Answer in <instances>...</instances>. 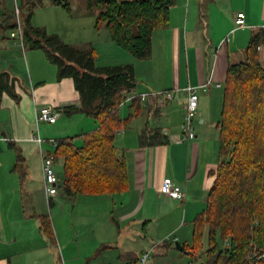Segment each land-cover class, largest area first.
<instances>
[{"label": "crops", "instance_id": "1", "mask_svg": "<svg viewBox=\"0 0 264 264\" xmlns=\"http://www.w3.org/2000/svg\"><path fill=\"white\" fill-rule=\"evenodd\" d=\"M43 1L36 11L59 12L53 8L61 6ZM231 2L176 0L168 27L152 35L147 60L120 48L104 25L97 28L96 11L78 12L71 3L70 19L60 13L61 30L34 19L35 11L32 24L59 34L65 43L92 47L97 61L106 56L109 66L134 67L136 91L125 97L120 115L128 121L115 139L128 183L113 194L68 196L61 189L48 200L42 155H54L58 141H79L98 124L82 111L73 78L59 79L58 67L42 50L21 45L12 32L0 33V73L14 81L0 103V264H141L149 255L147 264L169 254L177 242L191 245L220 164L218 123L229 66L245 60L252 37L264 29V0ZM7 9L0 0V16ZM239 12L246 17L244 28L235 24ZM187 86L198 87L200 97L196 138L189 142L182 132L187 97L180 90ZM166 91L173 93L171 100L156 94ZM142 96L139 110L131 108V101ZM46 106L63 113L56 123L39 120ZM165 181L186 190L187 201L164 196ZM44 217L51 221L54 243L42 233Z\"/></svg>", "mask_w": 264, "mask_h": 264}, {"label": "trees", "instance_id": "2", "mask_svg": "<svg viewBox=\"0 0 264 264\" xmlns=\"http://www.w3.org/2000/svg\"><path fill=\"white\" fill-rule=\"evenodd\" d=\"M71 12L70 0H48ZM97 12L96 27L104 25L112 40L136 59L152 57V35L168 27L170 10L176 0H85ZM43 0H23L20 18L6 12L0 16V33L22 26L24 45L42 50L58 67V77L73 78L81 95L82 111L92 116L98 129L82 137L83 145L68 138L57 142L56 160H63L60 188L68 196L120 193L126 190L128 173L124 157L115 146L117 134L128 120L121 115L126 95L136 91L132 65L97 67L92 47L66 44L58 35L32 24L35 10ZM20 19V20H18ZM264 29L255 34L245 60L228 69L220 131V164L208 193L207 208L194 223L192 245L184 254L197 259L207 232L209 247L202 253L203 264H264ZM13 79L0 73V103L11 93ZM139 110L141 98L132 101ZM132 118V115L130 116ZM144 137L141 138L144 143ZM155 144V141L152 143ZM18 165L20 157L18 156ZM16 165V169L18 168ZM41 230L54 243L48 217ZM221 236L226 245L218 242ZM182 245V244H181ZM255 253L256 257L251 258Z\"/></svg>", "mask_w": 264, "mask_h": 264}, {"label": "built area", "instance_id": "3", "mask_svg": "<svg viewBox=\"0 0 264 264\" xmlns=\"http://www.w3.org/2000/svg\"><path fill=\"white\" fill-rule=\"evenodd\" d=\"M17 17H20V10L16 9ZM245 14L243 12L237 13L235 16V24L238 28L246 27ZM11 37L17 39L21 45H24V37L21 23L19 22L18 29L11 33ZM187 97V104L185 107L184 122L182 124V132L184 135V141H192L196 138L195 132V122L198 117L199 111V88L194 86H187L186 88L180 89ZM157 95H165L167 100L173 98V93L170 91L156 93ZM145 100V96L141 97ZM130 100V98H129ZM63 113L61 111L53 112L50 107H43L39 113V120L45 123L54 124L61 118ZM36 142L41 145L44 141L42 138L37 137ZM57 144V143H56ZM55 144V145H56ZM56 162L55 155L43 154L42 155V170L45 181V192L48 200H51L58 196L60 188V180L56 174L54 165ZM162 194L168 198L175 199L181 202L187 201L188 194L187 191L182 189L180 186L176 185L171 181H165L162 185ZM2 241V235L0 232V243ZM256 257L255 253L251 258ZM149 255H145L141 259V264H145Z\"/></svg>", "mask_w": 264, "mask_h": 264}, {"label": "rangeland", "instance_id": "4", "mask_svg": "<svg viewBox=\"0 0 264 264\" xmlns=\"http://www.w3.org/2000/svg\"><path fill=\"white\" fill-rule=\"evenodd\" d=\"M5 1H6V6L9 7V9H7V10L10 13H14L16 11V8H21L22 0H19L18 5L15 2H11L10 0H5ZM239 2H241V0H239ZM71 3H72V9L73 10L78 9L77 10L78 12L88 9L85 0H73V1H71ZM231 3H232V5H236L238 3V0H232ZM240 4L241 3H238V6ZM53 9H60V10H58L59 12H57L56 15L55 14L53 15V13H52V11H56V10H49L47 8H45L43 10V12H41V10H39V11H36L35 10L36 11V13H35L36 15H35L34 19L36 18L38 21L40 20L42 22H46V23L50 24V28L52 30H55V29H53V27L54 28L56 27V28H58V30H61L60 23H59L60 16H61L60 13H63V15H65V17L63 16L64 19H67V17L70 19L71 15L67 11H65L62 7L53 8ZM55 16H56V21H55ZM18 18H20V17H18ZM18 20H20V19H18ZM35 24H36V21L33 22V25L35 27H37V28H45L46 30H48L44 26L38 27ZM47 32L49 34H55V35L60 36L59 34H56V33H50L49 31H47ZM65 42H67V41H65ZM261 60L262 61L264 60V50L261 52ZM109 64H112V63H111V61H108V58L106 56H103L101 58V60L97 61V63H96L97 67H106V66H109ZM76 140H79V141H75V144L77 146H82L83 145V139H82V137H79ZM55 171H56V174L59 175L60 178H63L64 177V165H63V162L61 160H59L56 163V165H55ZM218 242L222 246L226 245V242L223 241V239L221 238V236L218 237ZM190 244L192 245V241H191ZM201 244L203 246V250L201 252H198L197 253V255H196L197 259H194L191 256H189L187 254H184V253L178 251L177 248H173V251H171L169 254H166L165 253L163 255V257H161L159 259H158V257H156L155 258L156 259L155 262L152 261V259H151L147 264H203V262L205 261V259L204 258H200V256L209 247L207 232L204 233L203 238L201 240Z\"/></svg>", "mask_w": 264, "mask_h": 264}, {"label": "water", "instance_id": "5", "mask_svg": "<svg viewBox=\"0 0 264 264\" xmlns=\"http://www.w3.org/2000/svg\"><path fill=\"white\" fill-rule=\"evenodd\" d=\"M176 247L179 251H184V246H182L179 242H177Z\"/></svg>", "mask_w": 264, "mask_h": 264}]
</instances>
